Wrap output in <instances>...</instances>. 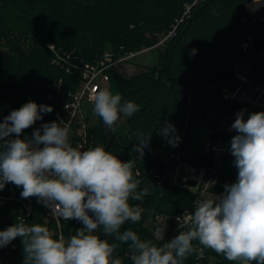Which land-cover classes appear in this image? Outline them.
<instances>
[{"label": "trees", "instance_id": "trees-1", "mask_svg": "<svg viewBox=\"0 0 264 264\" xmlns=\"http://www.w3.org/2000/svg\"><path fill=\"white\" fill-rule=\"evenodd\" d=\"M191 1L0 0V123L12 110L29 101L52 106L53 111L42 114L43 119L25 129L20 135L21 139L31 138L44 123L60 122L56 113L61 110V104L48 98L46 86L62 81L67 95L76 90L78 82L75 74H68L53 63L55 53L47 48L48 44L59 53L75 52L87 62L100 58L107 51L117 59L128 52L140 51L159 43L162 35L172 30L176 20L182 17L185 4ZM252 1L205 0L197 4L190 15L179 23L176 35L166 41L163 68L149 67L129 78L113 71L112 77L117 92L122 96V103L131 100L140 106V110L126 120L129 133L140 132L144 136H151L150 140L141 158L133 151L138 144L130 141V135L123 137L113 134L110 141L102 145L98 141L97 131L92 130L88 131L86 150L103 146L122 161L135 159L134 172L139 171L143 176L149 173L159 176L149 195L141 201H130L142 208L141 220L137 223L126 222L121 231L131 228L141 239L162 244L169 241V236L157 240L146 222L158 214L194 212L197 193L175 185L172 173L167 174L174 163L170 160L167 164V159L173 154L171 148L177 158L182 144L181 162L208 166L211 157L203 150L193 148L196 137L192 123L211 128L213 141L224 114L237 116V113L245 111L244 107L224 100L219 92L222 88L234 90L240 84L235 75L237 63H249L248 77L253 81L264 76V63L260 61L264 51V22L254 31L255 41L250 50L244 52L239 47L240 42L249 36L250 29L243 19L250 23L252 18L245 4ZM193 49L196 50L195 54H192ZM255 57L257 60H254ZM215 97L221 98L222 110L216 124H207L201 118V112L208 99ZM168 124L174 125L175 130L169 132L167 137L159 134V128ZM70 128V143L76 147L81 141L77 134L78 126L72 124ZM176 136L180 139L173 146L169 141ZM11 138H15V134ZM234 160V157L224 159L219 172L218 195L224 193L226 184L237 181L238 169L234 166ZM2 190L6 195L15 191L16 196L21 197L22 187L12 183H7ZM42 215L43 208L33 205L31 215L25 217L20 202L5 200L0 202V231L21 220L29 225L41 224L50 229L52 224L46 223ZM174 226L172 222V228ZM82 227L84 225L80 221L72 219L64 224L63 230L69 238ZM107 239L110 243L115 242L113 237ZM11 244H17V249H11ZM126 244H121L113 256L128 257ZM193 244L197 250L183 264H235L211 249L202 248L196 241ZM6 250H9V255L5 256L3 264H23L22 238L11 241Z\"/></svg>", "mask_w": 264, "mask_h": 264}, {"label": "clouds", "instance_id": "clouds-1", "mask_svg": "<svg viewBox=\"0 0 264 264\" xmlns=\"http://www.w3.org/2000/svg\"><path fill=\"white\" fill-rule=\"evenodd\" d=\"M91 102L93 115L113 132L121 114L132 117L140 110L134 101L122 103L121 94L107 88L97 89ZM52 111V106L29 101L0 123V190L7 183L22 187V198L37 197L57 221L75 219L84 227L65 238L47 226L21 220L0 231V248L20 237L23 264H123L113 254L127 243L132 264H183L197 250L196 241L235 264H264V112L245 120L241 111L231 125L238 133L231 140L237 181L226 184L222 195L209 198L202 193L194 212L177 217L179 226L188 225V229L157 244L141 239L131 228L121 231L126 222L142 218V208L130 201L149 195L147 187L138 190L141 180L139 171H133L135 159L122 161L103 146L73 147L71 128L64 121L44 123L31 138H20L25 129L43 119L42 114ZM174 130L168 124L158 133L167 137ZM150 137L141 134L133 149L137 156L142 158ZM179 139L169 142L176 146ZM98 232L115 242L102 239ZM156 239L164 240L163 231L157 229Z\"/></svg>", "mask_w": 264, "mask_h": 264}, {"label": "built area", "instance_id": "built-area-1", "mask_svg": "<svg viewBox=\"0 0 264 264\" xmlns=\"http://www.w3.org/2000/svg\"><path fill=\"white\" fill-rule=\"evenodd\" d=\"M203 1L205 0H192L191 2L186 3L182 17L176 20L172 30L162 35L159 43H166L167 40L173 38L176 35V29L179 23L190 15L194 6ZM263 8L259 10H262ZM254 41L255 34H252L240 42L239 47L242 51L247 52L250 50ZM50 47L55 53L53 63L65 69L68 74H75L78 84L75 91L69 92L66 95L63 90L62 81L51 82L46 86L48 90V98L51 101H59L61 104V110L56 113V118L58 120L64 121V124L68 126L72 124L78 126L77 134L81 138V141L76 145V148L86 150L88 130L85 128L83 104L86 102L92 105L91 97L94 92L97 89L105 88L104 84L111 81L115 67L132 60L140 53L147 51L148 48L145 47L140 51L128 52L119 56L117 59H114L112 52L107 51L100 58L92 62H87L82 56L76 54L75 52L59 53L55 50L54 46L50 45ZM260 61L264 63V51L261 53ZM235 75L240 80V84L234 90L222 88L220 96L224 100L232 102V104L244 107L245 120H247L252 113L264 112V76H262L258 81H253L250 86L246 87V84H248L250 80L247 77H240L236 73ZM237 134L236 130L232 129V137L229 140L224 142L222 141L221 146L219 145L220 143L214 144L213 141H209L206 144L205 154L211 157V163L208 166H196L185 162L184 173L178 169V165L175 167V170L171 172L175 185L190 188L197 193L198 197L196 204L202 198V193L206 192L209 198H211L212 194L218 195L216 192L219 187V172L224 159L227 157H234L231 154V140L233 136ZM213 181H215V184L208 188L206 184H211ZM9 199L16 200L21 203L22 211L25 217H29L31 215L33 205L41 206L43 208V220L46 223L52 224L50 230L58 234L63 233L65 238H68L64 233L63 227L64 224L70 220H64L61 217L60 221H57V219L52 215V210L45 207L43 203L38 202L37 197H17L15 191H12L10 195H6L3 193V190H0V202ZM190 213L191 211H187L182 215L158 214L154 216V218L150 219L154 224V228L151 231L153 236L156 238V232L157 229H159L163 231L164 239L169 236L170 241L179 235L180 231H186L189 227L188 225H183L182 227L179 226L177 217L188 215ZM172 222L175 223L173 228ZM17 247V244H11L10 246L11 249H17ZM6 248L7 246L0 248V264H3L5 256L9 255V250H6Z\"/></svg>", "mask_w": 264, "mask_h": 264}, {"label": "rangeland", "instance_id": "rangeland-1", "mask_svg": "<svg viewBox=\"0 0 264 264\" xmlns=\"http://www.w3.org/2000/svg\"><path fill=\"white\" fill-rule=\"evenodd\" d=\"M248 3H251V2H248ZM248 3L245 4V9L251 15L252 19H251L250 23L246 19H243V22H244L245 26L248 25V27L250 29L248 31V35L250 36V35L254 34V31L256 30L257 26L259 24H261V22H264V8L261 7V8H263L262 10H259V9H261V8H259V9H256L258 11H255V10L251 11V10H249L247 8V4ZM255 21H257V23H256L257 25L254 24ZM164 44H166V43H164ZM47 48L50 49L51 51H53L49 44L47 45ZM256 58L257 57H255L254 60H257ZM141 60H147L146 63H148L150 65H153L154 61H155L154 60V51H150V52H146V53H143V54H139L134 59L129 60V61L123 63L122 65L115 67L114 73H119L123 77H128L131 74L137 72L138 69H140L142 67V65L139 63ZM249 61H250V59H249ZM144 69H145V67H144ZM249 72H250L249 63L248 64L244 63V62L237 63L236 68H235V73L238 76H240V77H247L250 80L249 83L246 84V87L250 86L253 83V80H251L248 77L249 76ZM104 87L107 88V89L109 88V90L111 89V91L114 92V93L117 92L116 85L114 83L113 77H112L111 81H109L108 83L104 84ZM219 92L221 94V90L220 89H219ZM92 107H93V105H91L89 103L85 102L83 104L85 128L87 130H89V131H92V130L102 131V130H104L105 124H104L103 120L100 117L93 115ZM127 118L128 117H125V116H123V114H121V118L118 120V122H117V124L115 126L116 131L113 132V134L117 133V134H120L123 137L124 136H128V135L131 134V133H129V129L126 126ZM235 118H236V116L232 115V114H224L221 117V119L219 120L218 127H217L218 133L215 135V137L213 139V143L214 144H219L220 143L219 145L221 146V142L222 141L224 142V141L229 140L231 138V137H229V138L228 137H223V136H221V134L222 135H231V132H232L231 125L234 123ZM192 130H193L194 135L196 137L195 144H194L193 148L197 149V151H199V150L202 151L203 150V152L205 154L206 144H207V142L212 140V134H213L212 129L208 128V127H205L203 125H200L198 123L193 122L192 123ZM199 146L202 149L199 148ZM171 152H173V154L169 156V159H167V164L170 163V160H172L173 163L176 161L175 160L176 154L174 153L173 148H171ZM181 166H182V164L179 165V168ZM211 198H213V197L211 196ZM146 226L151 231L154 228V224L152 223L151 220H148L146 222ZM127 245L128 244H126V248H127ZM126 255L128 257H126V258L122 257V258H125V260H127L130 263H132L131 260H130V256L127 254V251H126Z\"/></svg>", "mask_w": 264, "mask_h": 264}, {"label": "crops", "instance_id": "crops-1", "mask_svg": "<svg viewBox=\"0 0 264 264\" xmlns=\"http://www.w3.org/2000/svg\"><path fill=\"white\" fill-rule=\"evenodd\" d=\"M150 51H154V60H155L154 61V64L153 65H150V64L146 63L147 60H141L139 63L142 65V67L140 69H138L137 72L131 74L130 76H128L126 78H129L132 75L137 74V73H139V72H141V71H143V70H145L146 68H149V67L157 66L160 69L163 68V66L165 64V59H166L167 45L164 44V43H157L153 47L148 48V50L145 51V52H143V53L150 52ZM143 53H140V54H143ZM144 67H145V69H144ZM141 134L142 133H140V132H133V133H131L130 134V141L133 142V143L138 144L139 143V140L141 138ZM97 135H98V141H99V143L103 145V144H106V143H108L110 141V139H111V137L113 135V131L110 130L109 128H107L106 125H105L104 130H102V131H99L98 130L97 131ZM210 141H212V140H210ZM184 163L185 162H182V163H179L178 164V169L181 172H183V173L185 171V164ZM180 164H182V166L179 168V165ZM138 178L141 180V184H140L138 190H142L143 188L147 187L149 189V192H151V191L154 190V188H155V186H156V184L158 182V179H159V177L157 175H154L152 173H149L146 176H143L140 173V176ZM97 234L98 235H101L104 238H108V237L103 236V234L100 233V232H98ZM126 251H127V254L130 256V253L128 251V245H127ZM114 258H121L122 261H123V264H132V263L128 262L127 260H125V258L118 257V256H114Z\"/></svg>", "mask_w": 264, "mask_h": 264}, {"label": "water", "instance_id": "water-1", "mask_svg": "<svg viewBox=\"0 0 264 264\" xmlns=\"http://www.w3.org/2000/svg\"><path fill=\"white\" fill-rule=\"evenodd\" d=\"M221 104H222V101H221L220 97L208 99L206 106L204 107V109L201 112V118L203 119V121L205 123H207V124H216L217 123L218 117H219L221 110H222ZM181 148H182V144L180 145V151H179L178 157L176 158V161L174 162L172 167L167 171V174L171 173L172 170L181 162V153H182Z\"/></svg>", "mask_w": 264, "mask_h": 264}, {"label": "bare ground", "instance_id": "bare-ground-1", "mask_svg": "<svg viewBox=\"0 0 264 264\" xmlns=\"http://www.w3.org/2000/svg\"><path fill=\"white\" fill-rule=\"evenodd\" d=\"M261 7H264V0H260L259 4H256L253 2L247 4V8L251 11H254V10L259 9Z\"/></svg>", "mask_w": 264, "mask_h": 264}]
</instances>
